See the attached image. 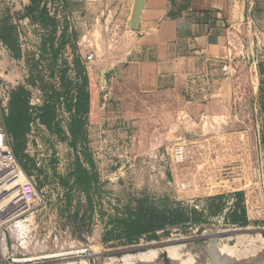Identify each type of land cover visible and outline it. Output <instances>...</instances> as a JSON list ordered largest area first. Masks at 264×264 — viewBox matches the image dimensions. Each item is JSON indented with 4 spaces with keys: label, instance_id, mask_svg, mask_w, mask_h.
<instances>
[{
    "label": "rangeland",
    "instance_id": "obj_1",
    "mask_svg": "<svg viewBox=\"0 0 264 264\" xmlns=\"http://www.w3.org/2000/svg\"><path fill=\"white\" fill-rule=\"evenodd\" d=\"M58 1L39 0L31 15V0L28 6L24 0H0V24L14 27L17 42L12 44L20 55L0 41V84L10 100L23 91L30 110L32 103L40 109L51 101L62 131L58 136L32 117L26 140L13 146L38 199L4 227L8 250L7 259L0 250V264L12 256L82 248L91 249L98 264H264V59L256 53L259 44L245 45L256 53L254 59L238 55L224 72L174 80L171 92L138 100L127 93L121 76L107 75L98 63L102 54L87 62L78 33L55 11ZM43 7L49 13L44 26ZM256 18L254 29L264 30V11ZM76 57L97 103L100 96L106 103V121L87 122L74 149L66 98L74 93Z\"/></svg>",
    "mask_w": 264,
    "mask_h": 264
},
{
    "label": "crops",
    "instance_id": "obj_2",
    "mask_svg": "<svg viewBox=\"0 0 264 264\" xmlns=\"http://www.w3.org/2000/svg\"><path fill=\"white\" fill-rule=\"evenodd\" d=\"M134 3L66 0L55 4L69 30L78 33L84 56L102 54L98 63L107 75L121 76L133 98L171 92L174 80L208 75L214 69L224 72L229 68L224 65L238 55L250 60L257 53L264 59V30L254 29L264 0H146L138 29L131 30ZM24 4L28 6L30 0ZM256 42L260 51H247L245 45ZM89 91L88 123L105 124L106 103L102 96L97 103L90 85Z\"/></svg>",
    "mask_w": 264,
    "mask_h": 264
},
{
    "label": "trees",
    "instance_id": "obj_3",
    "mask_svg": "<svg viewBox=\"0 0 264 264\" xmlns=\"http://www.w3.org/2000/svg\"><path fill=\"white\" fill-rule=\"evenodd\" d=\"M59 1L65 2L66 0ZM31 2L32 5L29 7V14L33 15L35 10L38 9L39 0H31ZM40 14V23L44 26L46 18L49 17L48 9L43 7ZM13 28L14 27L10 25L0 24V41L11 51H16V54L13 52L14 56L19 57V49L12 44L16 39ZM46 46V43H44V48H46ZM75 68L76 82L74 83V93L73 95L68 94L66 98V109L71 115L70 122L67 126L70 134V144L72 148L77 149L78 140L85 136V126L87 125L88 115L90 113V80L86 68L82 65L80 57L75 58ZM8 109L9 113L5 118V123L8 132L13 138L14 148L17 149V146L23 144L26 140L32 123L30 107L28 106L26 97H24L23 91L12 94ZM39 120L40 124L45 126L50 132H54L61 136L62 131L60 125L56 124L55 105L52 104L51 101L46 102V104L40 108ZM79 170L78 167V171ZM81 172L84 176L88 174L85 170Z\"/></svg>",
    "mask_w": 264,
    "mask_h": 264
},
{
    "label": "built area",
    "instance_id": "obj_4",
    "mask_svg": "<svg viewBox=\"0 0 264 264\" xmlns=\"http://www.w3.org/2000/svg\"><path fill=\"white\" fill-rule=\"evenodd\" d=\"M94 59L93 54L87 56V62H93ZM9 100V91L0 84V237L1 232L7 237L4 227L13 220V209L18 211L15 216L18 217L27 212L38 199L34 182L19 167L14 155V141L5 123L9 113ZM30 113L35 123H39L40 109L37 105L32 103ZM13 184L16 185L17 191L12 199L9 197L12 190H9ZM0 250H2V238Z\"/></svg>",
    "mask_w": 264,
    "mask_h": 264
},
{
    "label": "water",
    "instance_id": "obj_5",
    "mask_svg": "<svg viewBox=\"0 0 264 264\" xmlns=\"http://www.w3.org/2000/svg\"><path fill=\"white\" fill-rule=\"evenodd\" d=\"M146 0H135L133 12L131 18L129 20V27L131 30H137L140 24L142 11L145 5ZM102 73V76H104ZM77 256L86 257L88 260V264H98L94 253L89 248H82L70 251H64L59 253H51L45 255H36V256H25V257H9V259L5 263L11 264H30V263H37V262H47L56 259H63V258H72ZM3 263V264H5Z\"/></svg>",
    "mask_w": 264,
    "mask_h": 264
},
{
    "label": "bare ground",
    "instance_id": "obj_6",
    "mask_svg": "<svg viewBox=\"0 0 264 264\" xmlns=\"http://www.w3.org/2000/svg\"><path fill=\"white\" fill-rule=\"evenodd\" d=\"M15 210H16V209H13V211H15ZM17 212H18V211H17ZM17 212H16V213H17ZM16 213H13V215H16ZM1 233H2V234L4 235V237H5V234H4L3 232H1ZM1 236H2V235H1ZM4 239H5V240H4ZM5 241H6V237H5V238L2 237V242L4 243V244L2 245V246H3V247H2V251H3L2 255H3L4 258L7 259L6 255H7V250H8V249H7V246H8V245H6L7 242H5ZM86 259H87V258H86ZM85 262H86V264H88V260H85ZM5 264H10V263H5Z\"/></svg>",
    "mask_w": 264,
    "mask_h": 264
}]
</instances>
